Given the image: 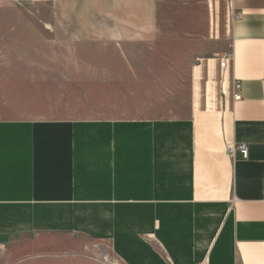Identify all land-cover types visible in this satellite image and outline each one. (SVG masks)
I'll return each instance as SVG.
<instances>
[{"label":"crops","instance_id":"0c3cea01","mask_svg":"<svg viewBox=\"0 0 264 264\" xmlns=\"http://www.w3.org/2000/svg\"><path fill=\"white\" fill-rule=\"evenodd\" d=\"M204 2L167 93L112 27L0 6V264H264V0Z\"/></svg>","mask_w":264,"mask_h":264},{"label":"rangeland","instance_id":"374dc122","mask_svg":"<svg viewBox=\"0 0 264 264\" xmlns=\"http://www.w3.org/2000/svg\"><path fill=\"white\" fill-rule=\"evenodd\" d=\"M0 6L5 12L19 6L42 14L69 12L68 21L75 25L112 27V40L119 45L126 39V57L140 70L160 74L166 93L173 84L171 67L187 71L205 32L204 0H0Z\"/></svg>","mask_w":264,"mask_h":264},{"label":"built area","instance_id":"2783aa9c","mask_svg":"<svg viewBox=\"0 0 264 264\" xmlns=\"http://www.w3.org/2000/svg\"><path fill=\"white\" fill-rule=\"evenodd\" d=\"M232 57V54H227L223 58H221V66L224 68L226 67L227 61ZM241 81L239 79H236L234 81V99L240 100L242 98L241 94ZM239 151L244 158H247L248 156V147L244 143L236 144V143H230L227 145V152L231 157H234L236 152ZM199 264H207L206 261H203Z\"/></svg>","mask_w":264,"mask_h":264}]
</instances>
